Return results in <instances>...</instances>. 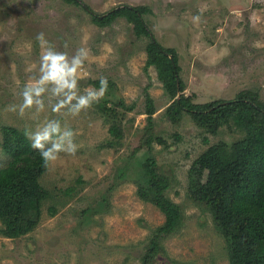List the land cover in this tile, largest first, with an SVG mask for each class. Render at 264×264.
Returning <instances> with one entry per match:
<instances>
[{"label":"rangeland","instance_id":"1","mask_svg":"<svg viewBox=\"0 0 264 264\" xmlns=\"http://www.w3.org/2000/svg\"><path fill=\"white\" fill-rule=\"evenodd\" d=\"M79 1L97 14L125 4L146 5L147 26L162 46L176 51L182 93L194 104L240 93L264 101V0ZM41 32L70 56L78 48L88 50L87 75L79 87L83 92L107 80L102 100L109 96V102H101L100 112L93 104L75 117L52 113L48 100L42 113L12 110L37 74ZM147 42L124 18L99 26L65 0H0V126L34 130L46 118L61 119L75 130L78 145L75 155L61 153L40 177L49 197L34 229L14 238L0 234V264H142L153 231L164 222L163 212L137 193L141 166L150 157L169 181L165 197L181 211L179 227L161 239L150 264H229L225 238L208 207L193 197L188 174L209 146L230 147L245 134L232 121L215 128L188 112L172 120L166 109L173 99L155 67L145 68ZM146 94L155 110L151 128ZM112 123L119 135L115 144L100 146L113 139ZM1 141L0 133V166L7 159Z\"/></svg>","mask_w":264,"mask_h":264},{"label":"trees","instance_id":"2","mask_svg":"<svg viewBox=\"0 0 264 264\" xmlns=\"http://www.w3.org/2000/svg\"><path fill=\"white\" fill-rule=\"evenodd\" d=\"M65 1L81 7L99 26H107L120 17L131 24L136 36L147 38L145 68L155 67L165 92L173 99L166 109L172 120L188 112L215 128L232 121L244 132L245 136L230 147L224 143L209 146L192 163L188 184L196 201L208 207L215 228L225 238L229 264H264V101L240 93L230 100L194 104L182 93L184 83L179 77L176 51L162 46L147 26L144 15L151 11L146 5L125 4L97 14L79 0ZM93 85L99 88V81ZM108 97L94 103L97 111L102 101L108 104ZM145 100L148 127L151 128L155 110L148 94ZM104 107L105 104L101 112ZM108 132L113 139L100 146L115 144L119 135L114 123L109 125ZM0 133L1 150L7 157L0 166V234L14 238L38 224L41 207L49 197L39 179L49 166L44 165L39 152L31 147L24 130L4 125L0 126ZM141 170L143 182L138 183V195L153 202L164 214V222L153 231L142 257V264H150L161 250V239L179 227L181 211L165 197L169 181L158 172L154 158H148ZM48 211L53 215L56 209L50 205Z\"/></svg>","mask_w":264,"mask_h":264},{"label":"clouds","instance_id":"3","mask_svg":"<svg viewBox=\"0 0 264 264\" xmlns=\"http://www.w3.org/2000/svg\"><path fill=\"white\" fill-rule=\"evenodd\" d=\"M194 22L200 17L193 16ZM41 54L37 74L27 82L21 92L22 102L12 106L23 115L26 111L36 113L45 112L48 108L45 101L50 103L52 113L62 111L73 117L83 110L99 102L105 95L108 82L105 78L99 81V88L89 87L81 92L79 80L87 75L83 70L88 58V50L78 48L73 55L66 51L57 50L45 38L43 32L36 36ZM64 47H67L65 44ZM24 135L31 141V147L39 152L46 167L54 164L61 158V153L75 155L78 145L75 143L76 132L61 119L46 118L38 123L35 129L26 128Z\"/></svg>","mask_w":264,"mask_h":264}]
</instances>
